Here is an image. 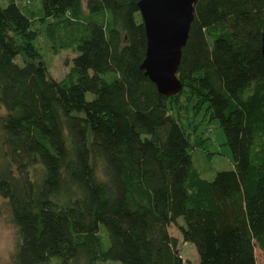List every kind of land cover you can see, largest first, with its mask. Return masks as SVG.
<instances>
[{
    "label": "trees",
    "instance_id": "obj_1",
    "mask_svg": "<svg viewBox=\"0 0 264 264\" xmlns=\"http://www.w3.org/2000/svg\"><path fill=\"white\" fill-rule=\"evenodd\" d=\"M24 1L0 0L9 153L0 202L9 200L21 234L12 264H185L170 231L180 218L199 264H259L264 0L197 1L177 72L184 86L173 95L141 67L140 0H41L37 12ZM43 37L54 54L76 52L62 79L50 74ZM182 95L226 133L234 166L213 180L195 166L176 115Z\"/></svg>",
    "mask_w": 264,
    "mask_h": 264
},
{
    "label": "rangeland",
    "instance_id": "obj_2",
    "mask_svg": "<svg viewBox=\"0 0 264 264\" xmlns=\"http://www.w3.org/2000/svg\"><path fill=\"white\" fill-rule=\"evenodd\" d=\"M87 1L84 4L87 7ZM21 5L34 12L40 11L41 0H28ZM139 17V14H138ZM35 26H40L35 22ZM42 52L49 66L50 74L56 79H62L70 71L76 52L71 49L62 50L59 54H54L52 46L43 37L39 42ZM22 63L23 59L19 58ZM186 92V90H185ZM92 93H88V99L93 98ZM182 104L176 108V115L180 116L181 121L187 128L191 136V151L194 163L204 178L213 180L219 171L230 170L234 166V158L231 147L227 142L226 133L220 122L211 119L210 113L206 108L196 111L194 104L196 101H187L182 95ZM7 113L6 108L0 102V116ZM9 157L8 148L4 142L3 130L0 122V169ZM183 223V219L180 218ZM173 223L170 231L179 238L180 251L185 264H199L200 256L196 246L192 242H185L181 231V222ZM21 242V234L18 225L12 217L9 200L1 198L0 202V264H12L14 255ZM256 256L259 264H264V251L256 247ZM57 263V260H54ZM96 264H123L118 261H98Z\"/></svg>",
    "mask_w": 264,
    "mask_h": 264
},
{
    "label": "water",
    "instance_id": "obj_3",
    "mask_svg": "<svg viewBox=\"0 0 264 264\" xmlns=\"http://www.w3.org/2000/svg\"><path fill=\"white\" fill-rule=\"evenodd\" d=\"M198 0H140L148 48L142 68L159 91L173 95L184 84L177 75Z\"/></svg>",
    "mask_w": 264,
    "mask_h": 264
}]
</instances>
